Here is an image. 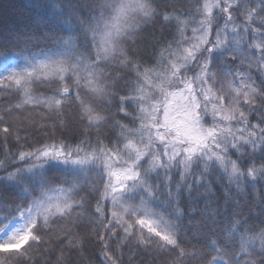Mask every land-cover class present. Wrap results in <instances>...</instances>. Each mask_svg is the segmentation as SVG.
<instances>
[{
    "label": "snow or ice",
    "instance_id": "obj_1",
    "mask_svg": "<svg viewBox=\"0 0 264 264\" xmlns=\"http://www.w3.org/2000/svg\"><path fill=\"white\" fill-rule=\"evenodd\" d=\"M28 7L0 17V264H264V0Z\"/></svg>",
    "mask_w": 264,
    "mask_h": 264
},
{
    "label": "trees",
    "instance_id": "obj_2",
    "mask_svg": "<svg viewBox=\"0 0 264 264\" xmlns=\"http://www.w3.org/2000/svg\"><path fill=\"white\" fill-rule=\"evenodd\" d=\"M31 2L32 0H2L0 7H8V10L6 13L0 12V17L6 16L12 23L34 19L39 15V10L28 7ZM0 31H2V26H0Z\"/></svg>",
    "mask_w": 264,
    "mask_h": 264
}]
</instances>
